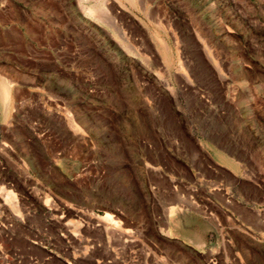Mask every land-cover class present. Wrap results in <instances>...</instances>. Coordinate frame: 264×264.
<instances>
[{"label":"rangeland","instance_id":"374dc122","mask_svg":"<svg viewBox=\"0 0 264 264\" xmlns=\"http://www.w3.org/2000/svg\"><path fill=\"white\" fill-rule=\"evenodd\" d=\"M0 264H264V0H0Z\"/></svg>","mask_w":264,"mask_h":264},{"label":"crops","instance_id":"0c3cea01","mask_svg":"<svg viewBox=\"0 0 264 264\" xmlns=\"http://www.w3.org/2000/svg\"><path fill=\"white\" fill-rule=\"evenodd\" d=\"M230 168H231V170L235 176L238 172L239 167H236V161L234 159H231V161H230Z\"/></svg>","mask_w":264,"mask_h":264},{"label":"bare ground","instance_id":"6f19581e","mask_svg":"<svg viewBox=\"0 0 264 264\" xmlns=\"http://www.w3.org/2000/svg\"><path fill=\"white\" fill-rule=\"evenodd\" d=\"M163 44H164V43H163ZM8 94H9V93H8ZM8 94H7V95H8ZM6 99H7V98H6ZM108 217L110 218V216H108ZM108 217H107V218H108ZM105 218H106V217H105ZM107 220H108V219H107Z\"/></svg>","mask_w":264,"mask_h":264}]
</instances>
